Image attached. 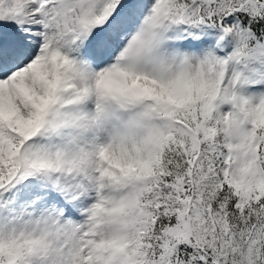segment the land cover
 <instances>
[{
  "label": "snow or ice",
  "instance_id": "1",
  "mask_svg": "<svg viewBox=\"0 0 264 264\" xmlns=\"http://www.w3.org/2000/svg\"><path fill=\"white\" fill-rule=\"evenodd\" d=\"M0 264H264V0H0Z\"/></svg>",
  "mask_w": 264,
  "mask_h": 264
}]
</instances>
